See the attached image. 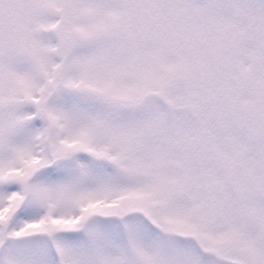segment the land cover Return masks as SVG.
Here are the masks:
<instances>
[{
  "label": "snow or ice",
  "instance_id": "obj_1",
  "mask_svg": "<svg viewBox=\"0 0 264 264\" xmlns=\"http://www.w3.org/2000/svg\"><path fill=\"white\" fill-rule=\"evenodd\" d=\"M0 264H264V0H0Z\"/></svg>",
  "mask_w": 264,
  "mask_h": 264
}]
</instances>
